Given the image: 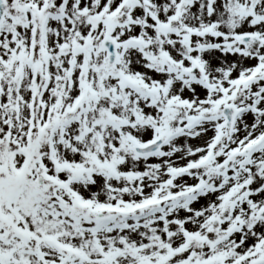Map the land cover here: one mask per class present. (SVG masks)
I'll list each match as a JSON object with an SVG mask.
<instances>
[{
  "label": "snow or ice",
  "instance_id": "obj_1",
  "mask_svg": "<svg viewBox=\"0 0 264 264\" xmlns=\"http://www.w3.org/2000/svg\"><path fill=\"white\" fill-rule=\"evenodd\" d=\"M0 264H264V0H0Z\"/></svg>",
  "mask_w": 264,
  "mask_h": 264
}]
</instances>
